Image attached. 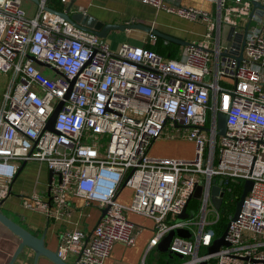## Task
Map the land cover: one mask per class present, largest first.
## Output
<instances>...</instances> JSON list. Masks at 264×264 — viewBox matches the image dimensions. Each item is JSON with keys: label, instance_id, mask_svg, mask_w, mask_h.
<instances>
[{"label": "built area", "instance_id": "obj_1", "mask_svg": "<svg viewBox=\"0 0 264 264\" xmlns=\"http://www.w3.org/2000/svg\"><path fill=\"white\" fill-rule=\"evenodd\" d=\"M60 1L58 11H65L68 0ZM141 1L203 21V38L176 58L145 47L157 39L152 33L142 44L112 49L47 10L49 0H0V72L8 77L0 98V200L22 163L34 161L53 174L47 193L33 191L23 207L70 216L66 195L72 194L99 210L92 228L60 232L56 252L64 261L102 264L114 244L133 245L140 227L127 214L134 213L152 220L140 264L177 229L190 237L174 235L162 264H264V16L253 19V0H216V17L166 0ZM230 27L243 43L226 40ZM218 112L226 114L223 135ZM167 124L194 141L191 159L151 155ZM212 179L224 191L221 206L233 185L243 190L251 180L252 187L237 217L229 216V244L208 253L221 216L211 201ZM197 184L198 203H188V217L179 218ZM124 187L133 190L128 204L118 201ZM239 197L226 204L235 206Z\"/></svg>", "mask_w": 264, "mask_h": 264}, {"label": "crops", "instance_id": "obj_2", "mask_svg": "<svg viewBox=\"0 0 264 264\" xmlns=\"http://www.w3.org/2000/svg\"><path fill=\"white\" fill-rule=\"evenodd\" d=\"M69 1H67V4ZM166 1L175 6L193 7L205 11L212 17H216L217 15L216 0ZM73 6L74 10L83 11L104 23L143 22L189 42L201 40L206 31V25L203 21H190L180 18L163 10H157L143 3L141 0H75ZM117 31L121 32L120 30ZM146 34L139 29H127L124 30L123 36L127 42L142 44ZM183 49L184 46L179 45L178 56ZM157 140L153 143L150 153L154 156H172L171 150H168L166 154L157 153L161 149V147H157ZM192 154L188 157L192 156ZM179 155L176 156L180 157ZM49 181V172L44 164L34 161L26 163L9 184V194L1 205V211L35 235L40 236L42 233H45V246L50 250L56 251L59 244V234L62 230L74 227L82 229L92 228L99 218V210L94 206L85 207L84 203H80L83 200L72 194L66 195L70 216L63 215L56 219L48 217L42 212L30 210L22 206L23 199L27 198L33 191H37L43 195L46 194ZM119 197L120 195H118ZM137 215H134V213L127 214L130 221L136 225L140 223L138 225L140 229L136 234L133 245L114 244L109 256L102 264L141 263L143 251L152 236V220L149 218L144 220L137 217ZM17 244V237L0 223V264L8 262ZM162 254L163 252L158 251L155 247L151 251L146 264H162L161 261L164 263ZM32 259L33 253L27 250L25 256L22 259H17L14 264H32ZM37 264L54 263L45 257H39Z\"/></svg>", "mask_w": 264, "mask_h": 264}, {"label": "water", "instance_id": "obj_3", "mask_svg": "<svg viewBox=\"0 0 264 264\" xmlns=\"http://www.w3.org/2000/svg\"><path fill=\"white\" fill-rule=\"evenodd\" d=\"M33 1L37 2V0H33ZM74 2L75 0H70L65 8V11H58L48 6L46 7V9L51 12H55L59 14L66 21L74 25L80 26L88 31H91L92 33L96 34L97 36L103 39H105L107 35L109 34V32L113 30L124 31L127 29H139V30L144 31L145 33L155 34L158 38L163 39L164 42L166 43L171 42V43H175L181 46H187L191 44V42L189 41H185L181 38L165 33L159 30L158 28L152 27L151 25H148L143 22L130 21L127 23H104L83 11L74 10V6H73ZM252 5H253V8L255 9V15L253 16V19L256 22H262V18H263L262 16H264V6L260 2L254 1V0L252 1ZM247 27L248 26L245 27V31ZM242 38H243V34L234 33V27H230L228 29L227 34H226V40L241 41V43H243ZM238 58L240 59V56ZM34 60L38 64L44 65V63L42 62L37 61L36 59ZM61 104L62 103H60L56 107L54 112L49 117L48 128L52 129L54 120L61 107ZM203 129L206 130V128H203ZM217 129H218L217 130L218 135H223L226 130V114L223 112L217 113ZM25 164H26L25 162L22 163L18 172L21 171V169L24 167ZM48 172H49V176L51 177L53 174V171L49 170ZM251 187H252V181L245 180L244 185H243V190L241 192L239 200L236 202L234 213L230 217L231 219H235L237 215L239 214V212L243 209L245 195L251 189ZM201 188L202 187L200 184H197L195 186L194 192L187 199L182 212L179 214V218L188 217L189 214L186 211L187 205L190 202V200L198 199L200 197ZM210 194H211L212 203L214 204L216 209H220V206H221V203L224 197V191L221 189L219 185L215 184V179H212V184L210 186ZM5 199L6 197L0 200V223L3 226H5L18 239V244L15 248V251L10 256L6 264H14L17 259H22L25 256L27 250L33 253L32 264H37V260L39 257H45L51 262H53L54 264H73L68 261H64L60 259L56 251L50 250L45 246V233H42L40 236H37L31 231H29L28 229H26L23 225H21L20 223H18L17 221L13 220L11 217L3 213L1 211V205L4 203ZM106 210L107 208L103 209L102 213H105ZM225 234H226V230H224L220 236L215 237L213 239L211 245L207 248L208 253L217 252L220 246L229 244L225 240ZM174 235H179L182 237H190V234L184 229L171 230L156 246L158 251L160 252L168 251L169 245ZM178 256H181V255H178Z\"/></svg>", "mask_w": 264, "mask_h": 264}, {"label": "rangeland", "instance_id": "obj_4", "mask_svg": "<svg viewBox=\"0 0 264 264\" xmlns=\"http://www.w3.org/2000/svg\"><path fill=\"white\" fill-rule=\"evenodd\" d=\"M254 22H252L253 24ZM124 31H111L109 32V34L107 35V37L105 38V41L110 44V47L112 49L118 47L122 42H127L123 36ZM130 43V42H128ZM42 71L45 74H51L50 70L48 68H42ZM8 85V77L7 75L3 74L0 72V98L2 97L4 91L6 90V86ZM168 127V124L165 126L163 132H162V136L159 137V139L157 140V147H161V149H159V151H157V153L159 154H166V152L168 150H171L172 152V156H154V157H160V158H179V159H191L194 156V148H195V143L192 140H189L187 138V134L186 131H176V130H169L166 129ZM184 130V129H183ZM166 135V136H165ZM193 152V154H192ZM176 156V155H178ZM190 154H192V156L188 157ZM174 155V156H173ZM133 196V190L129 187H124L121 191L120 197L118 198L119 202L122 203H129L132 199ZM80 203H83V201H80ZM222 207V206H221ZM220 207V209L218 210V212L220 213V215H224V210H222ZM137 215V214H134ZM137 217L143 218L144 220L147 219L143 216L137 215ZM138 225H140V223H137ZM147 227V226H145ZM88 230V229H85ZM153 234V233H152Z\"/></svg>", "mask_w": 264, "mask_h": 264}, {"label": "trees", "instance_id": "obj_5", "mask_svg": "<svg viewBox=\"0 0 264 264\" xmlns=\"http://www.w3.org/2000/svg\"><path fill=\"white\" fill-rule=\"evenodd\" d=\"M49 6L55 10H62L63 4L61 3L60 0H49L48 2ZM146 48L151 49L155 53L164 56V57H170V58H176L178 57L179 54V45L171 42H164L163 39L158 38L155 40L154 43H146L145 44ZM233 185V184H231ZM241 187L233 185V191L232 193H228L225 197V200L223 202V205L221 207L222 210H224V215L220 216V219L216 225H214V235L215 236H220L222 232L225 230L226 224L229 221V216L234 212L235 206L233 204H226L227 202V197L234 196L235 198H238L239 195L241 194ZM190 207H194L198 201L197 199H192L189 202ZM163 260V259H162ZM163 263V261H161ZM165 263V260H164Z\"/></svg>", "mask_w": 264, "mask_h": 264}, {"label": "bare ground", "instance_id": "obj_6", "mask_svg": "<svg viewBox=\"0 0 264 264\" xmlns=\"http://www.w3.org/2000/svg\"><path fill=\"white\" fill-rule=\"evenodd\" d=\"M25 8L30 12L29 5H26Z\"/></svg>", "mask_w": 264, "mask_h": 264}]
</instances>
